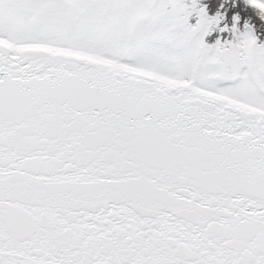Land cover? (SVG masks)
<instances>
[{
  "label": "snow or ice",
  "instance_id": "obj_1",
  "mask_svg": "<svg viewBox=\"0 0 264 264\" xmlns=\"http://www.w3.org/2000/svg\"><path fill=\"white\" fill-rule=\"evenodd\" d=\"M222 19L0 0V264H264V45Z\"/></svg>",
  "mask_w": 264,
  "mask_h": 264
},
{
  "label": "rangeland",
  "instance_id": "obj_2",
  "mask_svg": "<svg viewBox=\"0 0 264 264\" xmlns=\"http://www.w3.org/2000/svg\"><path fill=\"white\" fill-rule=\"evenodd\" d=\"M220 1H222L226 6V8L223 10L215 9L214 5L217 0H214L213 3H210V0H199V3L206 7L208 15L215 16L219 13L223 17L220 22V27H224L225 25H227L228 29H231L232 26L235 25L239 33L251 31L252 34L256 37L257 44L264 45V21H261L259 18H257L256 20H250L249 14L244 12V15L249 18V20L251 21L250 22L249 20L242 18L241 12L237 13V9L235 11H232L233 9L229 10V3L235 0ZM257 4L259 5V0H257ZM228 16H230V19H228ZM237 17H239V19H236ZM236 35L237 33H233L230 30L220 32L219 29H217L211 34V38L206 37V40L209 43H214L215 38L217 37L228 40L235 38Z\"/></svg>",
  "mask_w": 264,
  "mask_h": 264
},
{
  "label": "trees",
  "instance_id": "obj_3",
  "mask_svg": "<svg viewBox=\"0 0 264 264\" xmlns=\"http://www.w3.org/2000/svg\"><path fill=\"white\" fill-rule=\"evenodd\" d=\"M215 9H220V10H223L226 8L225 4L220 1V0H217V2L215 3L214 5ZM233 9L232 11H235L237 9V13L238 12H241L242 14V18L246 19V20H249V18H247L244 14V12L248 13L249 16H250V20H256L258 17L255 16L254 13H252L248 7H247V3H246V0H235L233 2H230L229 3V10ZM236 13V14H237ZM257 15H259V13H257ZM228 19H230V16H228ZM249 20V21H250ZM251 22V21H250Z\"/></svg>",
  "mask_w": 264,
  "mask_h": 264
}]
</instances>
